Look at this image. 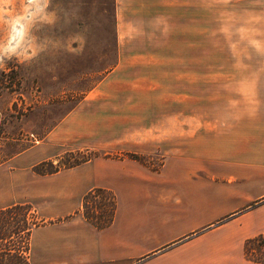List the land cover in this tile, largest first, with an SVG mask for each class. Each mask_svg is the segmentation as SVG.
Wrapping results in <instances>:
<instances>
[{
	"label": "rangeland",
	"instance_id": "obj_1",
	"mask_svg": "<svg viewBox=\"0 0 264 264\" xmlns=\"http://www.w3.org/2000/svg\"><path fill=\"white\" fill-rule=\"evenodd\" d=\"M26 140L0 165V209L37 220L25 198L57 183L32 167L94 155H134L163 182L208 162L242 183L241 213L263 203L264 0H0V154Z\"/></svg>",
	"mask_w": 264,
	"mask_h": 264
},
{
	"label": "crops",
	"instance_id": "obj_2",
	"mask_svg": "<svg viewBox=\"0 0 264 264\" xmlns=\"http://www.w3.org/2000/svg\"><path fill=\"white\" fill-rule=\"evenodd\" d=\"M124 158H93L42 176L57 186L40 204L25 198L45 222L29 235L28 264H253L242 258L241 247L264 233V202L241 213L248 200L235 187L239 181L228 183L224 172L211 177L207 162L192 171L176 165L163 182ZM92 189L109 190L115 198L113 220L102 230L75 214ZM71 193L77 200L69 206ZM232 200L236 203L226 208Z\"/></svg>",
	"mask_w": 264,
	"mask_h": 264
},
{
	"label": "trees",
	"instance_id": "obj_3",
	"mask_svg": "<svg viewBox=\"0 0 264 264\" xmlns=\"http://www.w3.org/2000/svg\"><path fill=\"white\" fill-rule=\"evenodd\" d=\"M17 114L21 116L22 111L18 110ZM22 135L14 133L12 137L6 138L3 141V145L13 146V144L22 140ZM43 133L41 134V137ZM40 137V136H39ZM27 146L22 147L20 150H12L0 154V165L15 155L23 152L32 144V141H27ZM69 155V154H68ZM128 158L133 160H138L134 155H127ZM92 158H96L95 155ZM90 160L86 158L85 160H75L69 163H60V159H56V165H52V161L41 162L40 164L32 167V173L38 176H46L55 174L61 170L70 169L76 167L82 163H85ZM43 166L48 169H42ZM106 197L108 200V205L104 206L101 204L95 206L90 204L87 207L89 200L97 196ZM115 198L111 191L106 189H92L84 194L81 200L79 210L76 213H79L83 219L94 229L102 230L108 227L115 214ZM37 213L32 208L30 204H16L4 209H0V242L5 243L6 240L15 241L10 243L8 248L4 245H0V263L6 258L14 260L12 264H28V244H29V235L31 231L44 224L42 220H37ZM242 258L253 264H264V233L258 234L252 238H248L243 241L241 247Z\"/></svg>",
	"mask_w": 264,
	"mask_h": 264
}]
</instances>
